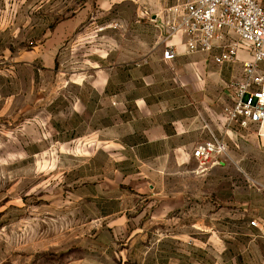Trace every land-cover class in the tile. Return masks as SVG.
<instances>
[{"label":"rangeland","instance_id":"1","mask_svg":"<svg viewBox=\"0 0 264 264\" xmlns=\"http://www.w3.org/2000/svg\"><path fill=\"white\" fill-rule=\"evenodd\" d=\"M184 1L0 0V264H264L251 211L221 213L216 181L204 209L188 194L203 185L94 143L122 109L105 94L138 89L133 67L167 43L155 18ZM261 160L238 164L245 193L264 190Z\"/></svg>","mask_w":264,"mask_h":264},{"label":"crops","instance_id":"2","mask_svg":"<svg viewBox=\"0 0 264 264\" xmlns=\"http://www.w3.org/2000/svg\"><path fill=\"white\" fill-rule=\"evenodd\" d=\"M164 16L155 18L160 22L159 28ZM185 39L181 34L169 39L178 51L174 61L166 62L162 55L154 52L146 62L133 67L129 83L138 89L105 94L115 104L122 101L118 103L122 109L115 122V132L112 133L111 124H108L105 128L107 137L102 140L98 137L94 143H123L142 163L148 164L150 159L156 158V172L164 178L175 173L203 185V188H191V192H187L201 196L204 209L210 210L213 203L208 184L216 181L220 188L215 196L221 213L228 207L238 210L243 206L244 211H251L258 220L259 228L253 230L251 243L264 261V251L257 247L264 241V200L258 198L264 196V190L251 189L245 193L243 170L238 166L241 162L262 161L264 143H243L245 137L254 141L259 138L255 128L252 127L256 137L254 134L245 136L244 129L226 125L223 113L232 103L233 92L228 85L236 78V63L218 65L209 53L189 54L185 50ZM240 57L245 60L248 55L241 51ZM241 70L239 68V72ZM211 132L225 138L228 151L226 156L220 157L218 164L202 171L192 152L198 143L210 139ZM230 181H234L233 189L228 188ZM172 192L179 197L186 193L181 188ZM232 259L235 264H240L238 257Z\"/></svg>","mask_w":264,"mask_h":264},{"label":"built area","instance_id":"3","mask_svg":"<svg viewBox=\"0 0 264 264\" xmlns=\"http://www.w3.org/2000/svg\"><path fill=\"white\" fill-rule=\"evenodd\" d=\"M160 28L166 31L164 61L178 56L169 39L175 34L186 37L187 53H209L216 64L236 63L244 51L242 77L229 83L232 103L224 110L226 125L255 128L264 137V0H186L166 9ZM228 142L211 132L210 139L193 148V157L202 171L226 156ZM251 225L259 227L256 219Z\"/></svg>","mask_w":264,"mask_h":264}]
</instances>
